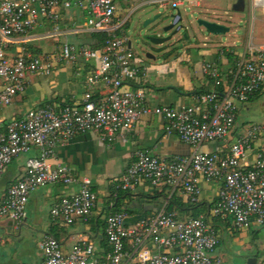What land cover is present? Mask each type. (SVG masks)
Returning <instances> with one entry per match:
<instances>
[{"label":"built area","instance_id":"2783aa9c","mask_svg":"<svg viewBox=\"0 0 264 264\" xmlns=\"http://www.w3.org/2000/svg\"><path fill=\"white\" fill-rule=\"evenodd\" d=\"M125 0H0V109L23 94L29 76L49 75L54 67L77 60L94 62L93 72L86 78L88 90L77 105H56L33 108L23 116L0 122V174L21 154L37 150L28 158L24 175L12 184L0 202V220L18 225L26 217L29 196L50 185L69 186L75 182L69 170L53 166L50 159L57 146H64L85 132H99L112 143L146 115L161 116L166 121L165 136L176 137L194 149L205 143L227 142L231 136L238 106L249 97L264 91V47L248 45L247 57L238 61L225 79L216 70L204 66V73L213 80L211 89L195 97L190 106L154 107L145 103L142 92L129 84L145 73V67L126 46L122 36L126 20L117 12ZM161 7L177 10L195 0H157ZM252 10L261 9L264 0H251ZM77 10L84 23L61 30L62 13ZM50 23L47 36L63 38L59 51L50 55H34L24 48L31 32ZM89 33L106 35L100 50L75 46L68 36ZM19 45L12 54L9 47ZM225 86H224V84ZM101 84L103 97L96 99L90 89ZM219 88L222 90H219ZM264 134V127L251 126L245 135L226 146V152L195 151L187 157L170 160L145 150L134 153L131 164L120 178L117 188L123 191L149 183L169 184L178 189L189 202L200 198L199 179L221 181L210 215L230 219L235 230L264 225V152L256 154L252 165L245 164L254 141ZM91 182L85 178L79 190L58 200L50 216L65 226L88 223L97 204ZM125 212L104 218V234L110 252L103 262L95 258L94 246L81 242L63 252L58 241L46 237L40 244L39 264H221L213 256L219 240L202 216L179 220L174 213L161 208L127 227ZM131 241V250L128 249ZM150 248H149V247ZM151 248L155 251H151Z\"/></svg>","mask_w":264,"mask_h":264},{"label":"crops","instance_id":"0c3cea01","mask_svg":"<svg viewBox=\"0 0 264 264\" xmlns=\"http://www.w3.org/2000/svg\"><path fill=\"white\" fill-rule=\"evenodd\" d=\"M155 1L157 0H148L143 2L141 6L156 5L153 3ZM237 1L233 0L234 5L231 8L233 12H235L233 8ZM243 1V11L246 8L248 10V0ZM135 2V0H125L117 12L119 20H126L122 29V36L125 38L128 17L133 12L131 8ZM188 5L199 8L201 7V0H195L193 4L178 7L176 11H179V8L188 9ZM256 10L264 17L261 9ZM129 11L131 12L129 13ZM183 21L181 16L180 24L182 26H184ZM83 23V14L77 10H71L62 13L59 26L61 30H69L79 27ZM214 24L230 30V27L220 22H214ZM49 28L50 23L47 22L35 28L31 32L30 40L24 44V48L32 53L34 50L38 51L41 56L50 55L51 51L41 47L42 40L46 41L48 38L47 30ZM263 29V22H256L252 28L251 36L247 38L245 35L241 40L239 39L240 45L237 41L230 42V40L221 38V35L204 38L207 43H200L196 37L192 40L187 36V42L183 43L184 48L165 51L160 64H149L140 60L146 69L145 73L131 82L129 87L132 90L142 92L145 103L150 108H179L180 106L193 105L197 94L211 89L213 84V80L204 73V66L207 65L216 70L225 79L227 72L234 69L238 61L247 57L248 45L264 47ZM37 31H39L38 34H36ZM70 39L73 41L70 43L75 46L86 44L88 41L83 38V35L79 37L68 36V41ZM54 40H56L57 50H59V42L61 43L63 38L59 37ZM128 42L127 39V47ZM20 48L21 46L17 44L12 45L9 47V52L14 54ZM130 49L139 59L137 53L132 49V44ZM93 67L94 62H85L79 59L71 64L54 67L49 75L29 76L25 92L15 97L9 106L0 109V122L7 123L37 107L77 105L88 91L85 87V80L93 72ZM89 91L96 99L105 94L101 84H97ZM241 112L250 115L264 113V91L254 100L238 106L236 122ZM236 122L227 142L205 143L197 149L182 143L176 137L165 136L166 121L157 115L142 116L132 128L124 134L116 136L112 143L103 140L99 132L89 131L76 136L64 146H57L50 163L53 166L67 168L75 182L69 186L50 185L33 192L28 199L26 217L18 225L13 224L8 219L0 220V264H39L42 260L39 244L46 237L55 238L62 251L66 253L78 243L89 242L94 246L97 261L103 262L105 256L103 222L107 212L115 205H118L120 210L127 214L126 226L131 228L140 220L155 215L161 208L166 209L173 201H178L181 207L171 206L169 212L174 213L179 220L192 218L195 211L185 205L188 203L187 198L178 189L166 183L157 186H152L149 183L138 185L134 189L118 195L121 196L118 197L119 200H115L111 196H117L118 182L133 161L136 151L145 150L166 160L187 157L195 151L204 153L218 151L220 154H224L226 146L238 137L245 135L249 128L245 125L237 126ZM260 151L264 152V134L254 141L245 164L252 165L256 154ZM37 155L38 151L35 149L19 155L0 174V202L8 188L24 175L26 160ZM85 178L90 180L92 191L96 193L98 198L90 221L88 223L76 222L65 226L54 220L50 216L51 207L61 198L76 193L80 188L81 181ZM199 186L201 194L197 204L200 205L199 209L204 208L209 214L222 182L219 180L206 182L200 178ZM111 190H113L114 195L111 194ZM208 224L218 237L219 244L217 247L223 244L225 239H237L242 241L240 244L243 245V250L250 251L249 254L244 255L245 260L254 257L257 259V264H264V238L262 245L259 244L260 233L263 231L264 225H252L247 230L238 231L233 228L230 219L210 218ZM127 245L128 249L131 250V241H128ZM216 250L213 256L221 260V257L216 254ZM151 251H155V249L151 248Z\"/></svg>","mask_w":264,"mask_h":264},{"label":"rangeland","instance_id":"374dc122","mask_svg":"<svg viewBox=\"0 0 264 264\" xmlns=\"http://www.w3.org/2000/svg\"><path fill=\"white\" fill-rule=\"evenodd\" d=\"M135 1V5L131 8L133 12L128 17V24L125 31L126 38L131 41L132 49L137 53L139 60L146 61L149 64H160V53L157 51V47L155 46H151L149 50H147L148 52L154 54V56L157 58V61L152 62L150 60L148 61L145 58V53L141 52L138 46V39L140 38L138 37V34L140 33L143 36V34H145L146 32H151L156 28H162L166 24H169L171 16L175 15L177 11L171 9L170 7H161L158 4L141 6L143 2H146L148 0ZM233 5V0H201V7L199 8H196L194 5H188V9L185 10L184 8H179L178 10L180 11L181 16L184 19V26H182V31L177 34L170 42L172 43L179 41V43H177L175 47L171 48H167V46H165V48H163V51H167L170 49L179 50L181 48H184L183 43H186L187 40L182 38L183 34H186V36H188V38L192 40L196 37V39H198L200 43H207L206 41H204V38H211L213 36L219 37V35L211 34L207 32L204 27L200 26L198 24V21L200 20L208 23L220 22L225 26L230 27V30L225 33V35H221V38L230 40V42L234 40L239 44L243 36L246 35L247 38H249L252 34V28L256 22L262 21L264 24V17L261 16L259 11L257 10L252 11L251 0H248L247 3L249 12L247 8L243 12H233L231 10ZM131 11H129V13ZM157 15L160 16L157 20L150 23L147 28H143L146 20H151ZM43 32L44 31L42 30V33ZM38 33L39 31L36 32V34ZM50 38H46V41L42 40L41 47L48 51H51L52 53H57V51L59 50H57V42L56 40H54L56 38ZM70 42L73 41L70 39ZM252 124L264 127V113H260L259 115H250L246 112H241L239 114L236 122L237 126L245 125V127H250L252 126ZM260 238L261 240L259 244L262 245V239L264 238V228L260 233ZM240 243H242V241L234 238H228L223 241V244L216 248V254L221 257L222 264H246V260L243 257L244 255L249 254L250 251L243 250V245ZM259 244L258 246L259 248H261Z\"/></svg>","mask_w":264,"mask_h":264},{"label":"water","instance_id":"95a60500","mask_svg":"<svg viewBox=\"0 0 264 264\" xmlns=\"http://www.w3.org/2000/svg\"><path fill=\"white\" fill-rule=\"evenodd\" d=\"M243 8H244V1L238 0L233 10L235 12H243ZM159 17L160 16L157 15L151 20H146L143 28H147V26H149L150 23L154 22ZM170 19L171 20L169 24H166L162 28H156L151 32H146L145 34H143V36L140 33L138 34V37H140L138 39L139 49L141 52L145 53V58L148 61L149 60L152 62L157 61V58L154 56V54L148 52L151 46L157 47L156 49L160 53V57H162L165 53V51H163V48H165V46H167V48H171V47H175L177 43H179V41H176V40H175L176 42H172V43L170 42L173 40V38L177 34H179L182 31V25L180 24V21H181L180 12L177 11L176 14L172 15ZM198 24L204 27L207 32L214 34V35H222L228 32V28L218 25V24L208 23V22L201 21V20L198 21ZM182 38L188 40L186 34H183ZM128 47L131 48L130 40L128 42ZM246 264H257V259L254 257L247 258Z\"/></svg>","mask_w":264,"mask_h":264},{"label":"trees","instance_id":"16d2710c","mask_svg":"<svg viewBox=\"0 0 264 264\" xmlns=\"http://www.w3.org/2000/svg\"><path fill=\"white\" fill-rule=\"evenodd\" d=\"M124 27V26H123ZM80 36H82V35H80ZM85 36V37H84ZM86 36H88V37H86ZM75 37H79V36H75ZM83 38L84 39H87L88 41L86 42V44H80V45H77V46H87V47H89V48H91L92 50H100L101 48H102V46H103V44H104V40H105V38H106V35H104L103 33H89V34H83ZM61 45V43L59 42V46ZM33 54L34 55H40L39 54V52L38 51H33ZM94 68V67H93ZM210 90V89H209ZM209 90H206V91H203V92H199L197 95H199V94H202V93H206V92H208ZM219 90H221L220 88H219ZM261 93V92H260ZM260 93H257V94H255V95H253V96H251V97H249V99H248V101L247 102H250V101H252V100H254L257 96H259L260 95ZM246 102V103H247ZM245 103V104H246ZM48 104V103H47ZM116 192V191H115ZM122 192H126V191H123V190H121V189H118L117 190V192H116V194H117V196H111V197H114L115 198V200L116 199H120V198H118V197H121V196H118V195H122ZM111 194L112 195H114V193H113V190H111ZM117 197V198H116ZM118 202V201H117ZM118 204V203H117ZM174 205H177V206H179V207H181V205H180V203H178V201H173L171 204H170V206L168 205V207L166 208L167 209V211H169L170 209V207L171 206H174ZM185 205H187V206H189V207H191V209H193V211H195L194 213H193V215H192V218H199L200 216H202L203 218H204V220L207 222V223H209V219L210 218H212V219H221V218H215V217H212L211 215H210V213L208 214V212H207V210H205L204 208H202V209H199V207H200V205L199 204H194V203H191V202H189L188 201V203L187 204H185ZM118 205H115V206H113L111 209H110V211L109 212H107V214H106V216L105 217H107L108 215H112V214H115V213H120V212H123V211H121L120 210V208H119V206L117 207ZM104 223V222H103ZM103 227H105V225L103 224ZM215 233V232H214ZM216 234V233H215ZM104 241H103V248L105 249V256L110 252V247H109V245H108V243H107V239H106V237H105V234H104ZM104 256V257H105ZM103 257V258H104Z\"/></svg>","mask_w":264,"mask_h":264}]
</instances>
